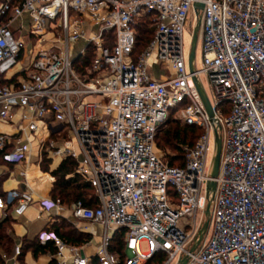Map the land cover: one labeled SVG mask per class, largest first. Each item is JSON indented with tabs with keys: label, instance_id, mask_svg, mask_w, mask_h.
I'll use <instances>...</instances> for the list:
<instances>
[{
	"label": "built area",
	"instance_id": "obj_1",
	"mask_svg": "<svg viewBox=\"0 0 264 264\" xmlns=\"http://www.w3.org/2000/svg\"><path fill=\"white\" fill-rule=\"evenodd\" d=\"M200 1L0 0V152L25 166V188L0 194V222L40 203L90 235L76 246L41 232L49 264H264V0H203L196 12ZM146 17L153 38L137 55ZM187 30L202 52L193 72ZM171 117L202 130L183 167L156 146ZM44 154L76 163L67 179L87 182L95 207L36 198L26 169ZM209 201L213 228L193 253ZM22 255L18 244L5 264Z\"/></svg>",
	"mask_w": 264,
	"mask_h": 264
},
{
	"label": "trees",
	"instance_id": "obj_2",
	"mask_svg": "<svg viewBox=\"0 0 264 264\" xmlns=\"http://www.w3.org/2000/svg\"><path fill=\"white\" fill-rule=\"evenodd\" d=\"M150 17L144 18L138 25V43L136 54L142 53L149 45L153 38V28ZM202 130L196 127L185 125L178 119L171 117L165 125L159 130L156 136V146L158 150L162 149V144L169 147L176 156L170 157L169 160L165 157V161L172 167H183L185 165V153L183 146L195 145L198 138L201 136ZM0 160L4 165H13L4 160V156L0 152ZM46 164L42 165V171L49 172L56 178V181L51 191V198L53 200L60 199L61 202L67 206H71L74 202L82 201L86 206L95 207L97 202L94 194V189L78 175L67 179L68 175L74 174L76 163L72 159H66L60 163L58 168L51 170L52 161L49 159L44 161ZM49 180L53 179L49 174L46 175ZM54 180V179H53ZM2 182V181H1ZM0 182V185H1ZM171 195L174 193L171 190ZM0 194L6 195L0 190ZM14 220L11 217L0 222V264H5L3 253L12 254L15 245L16 237L13 229ZM7 230L9 232H7ZM48 230L54 231L65 242L82 246L90 241V236L78 232L70 223L64 219L55 220ZM31 251L34 258H38L48 253H55L54 246L49 243L46 245L40 244L39 240L29 242L22 245L23 255Z\"/></svg>",
	"mask_w": 264,
	"mask_h": 264
},
{
	"label": "crops",
	"instance_id": "obj_3",
	"mask_svg": "<svg viewBox=\"0 0 264 264\" xmlns=\"http://www.w3.org/2000/svg\"><path fill=\"white\" fill-rule=\"evenodd\" d=\"M3 130H8L7 127L2 126ZM52 161V160H51ZM55 161H52L51 163V170H55L56 168H58V166L60 165V163L58 165H53ZM36 165L39 167L40 162L38 160H36L35 158L32 159L31 163L29 164V166L27 167L26 171H28V169L32 166L36 167ZM5 168H21L18 173H14L13 171H9V173L6 175L5 178L2 179L1 185H0V190L3 193H7L9 191L12 190H20V189H24L25 188V184L23 183V179L20 176V173L22 171L25 170V166H23V164L21 165H4ZM40 168V167H39ZM46 175H48V173H44ZM30 178H35V177H29L28 179V183L30 185V187L34 190L36 198L37 199H45L50 197L51 198V185L50 188L48 190L47 187V194L45 195H39L38 192L36 191V187L35 182H33V180H30ZM51 181H54L53 179H50ZM48 180L44 186H48L49 181ZM31 184H33L34 186H32ZM5 185H7L5 187ZM32 207V206H31ZM29 208L27 211H29V214H24L22 217L18 218V219H14V222L12 224L14 232H15V237L16 239V245L21 244H27L29 242H33L38 240L39 234L45 230H48V227L51 226V224H53V222L55 221V218H53L54 216L52 215V213L49 212H42V210H39V215L34 216V211L36 210V208ZM33 207H35V205H33ZM27 213V212H26ZM52 219V220H51ZM66 220V219H64ZM67 221V220H66ZM68 222V221H67ZM70 223V222H68ZM88 235V234H87ZM90 236V235H89ZM94 242H98V240H95ZM15 245V246H16ZM96 246V244H94ZM94 247L92 248H87L86 252L88 254H92L94 252ZM22 264H49L51 261V254L48 253L46 255H42L38 258H34L33 254L31 251L27 252L26 254L22 255Z\"/></svg>",
	"mask_w": 264,
	"mask_h": 264
},
{
	"label": "rangeland",
	"instance_id": "obj_4",
	"mask_svg": "<svg viewBox=\"0 0 264 264\" xmlns=\"http://www.w3.org/2000/svg\"><path fill=\"white\" fill-rule=\"evenodd\" d=\"M190 29L192 28L193 24H194V20H193V16L192 14H190ZM192 40H193V37L191 35V32L189 30L185 31V34H184V48H185V52L186 54H189L190 53V49H191V45H192ZM195 64H196V67L199 69L201 68V65H202V52H201V49L200 47L197 48V51H196V56H195ZM201 82L205 88V91L208 95V97L211 98L212 96V92H211V89L209 87V83H208V80L202 76L201 77ZM162 149H160L159 151L164 155V158L166 157L167 160H169L170 157H173V156H176V152H174L172 149H170L169 147H165V145L162 144ZM214 158V150L211 149V152L208 156V164L210 163V161ZM48 157L46 154L43 155L42 157V160L40 161V165L39 167L36 165V167L32 166L28 169L27 171V177L29 179V177H35V178H30V180H33V182L37 183L35 184L36 187V191L38 192L39 195H45L47 194V187H48V190L50 188V185L52 183V187H51V191L53 190V186H54V183L56 181V178L49 172H40L42 171V165L43 164H46L44 161L47 160ZM49 160V159H48ZM54 164L53 165H58L60 163V159H55L54 160ZM21 168H14V167H11V168H5L4 166V163L1 162L0 160V182L2 181L3 178L6 177V175L9 173V171H13L14 173H18V171L20 170ZM51 169V168H50ZM40 170V171H39ZM44 173H48L51 177H53L54 181H49V184L48 186H44L45 183L49 180V178L46 176V174ZM32 186H34L33 184H31ZM7 185H5L6 187ZM51 191H50V194H51ZM52 196V194H51ZM45 199H50V197L48 198H45ZM31 208H36V210L34 211V216H37L39 215V210H41L42 206L40 203H37L35 204V207H31ZM26 214H29V211H27ZM212 225L209 226V235L212 231ZM7 232H9L7 230ZM4 255V253H3Z\"/></svg>",
	"mask_w": 264,
	"mask_h": 264
},
{
	"label": "water",
	"instance_id": "obj_5",
	"mask_svg": "<svg viewBox=\"0 0 264 264\" xmlns=\"http://www.w3.org/2000/svg\"><path fill=\"white\" fill-rule=\"evenodd\" d=\"M203 0H201L200 2H198L197 4H195V11L199 12L200 10H202L203 8ZM197 37H198V30L196 31L194 37H193V42H192V46H191V50H190V55H189V66H190V70L193 72L194 71V61H195V56H196V51H197ZM194 82L196 83V79H194ZM199 88V92L201 94V98L208 110V112L212 115V108L211 105L209 103V100L207 98V96L205 95V93L203 92V90ZM221 153H222V142L221 140L217 137L216 139V155H215V159H214V166H213V172H212V177L216 178L218 173H219V168H220V162H221ZM216 188V184L214 182H211L208 186V190L209 191H213ZM211 201V200H210ZM209 201V205L207 208V212H206V218H205V222L204 225L201 229V232L199 234V238L196 242V244L194 245L193 249L191 250L193 253H195L201 243L202 240L208 230L209 227V214H210V207H211V202ZM188 262V258L184 257L181 261L182 264H186Z\"/></svg>",
	"mask_w": 264,
	"mask_h": 264
},
{
	"label": "bare ground",
	"instance_id": "obj_6",
	"mask_svg": "<svg viewBox=\"0 0 264 264\" xmlns=\"http://www.w3.org/2000/svg\"><path fill=\"white\" fill-rule=\"evenodd\" d=\"M27 172V171H26Z\"/></svg>",
	"mask_w": 264,
	"mask_h": 264
}]
</instances>
